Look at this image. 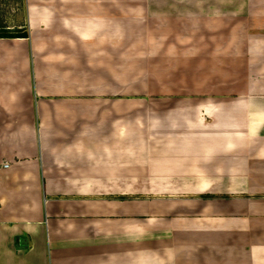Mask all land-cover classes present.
<instances>
[{
	"label": "crops",
	"instance_id": "crops-1",
	"mask_svg": "<svg viewBox=\"0 0 264 264\" xmlns=\"http://www.w3.org/2000/svg\"><path fill=\"white\" fill-rule=\"evenodd\" d=\"M28 1L0 37V264H264V0L208 35L191 0L146 57L138 8Z\"/></svg>",
	"mask_w": 264,
	"mask_h": 264
},
{
	"label": "rangeland",
	"instance_id": "rangeland-1",
	"mask_svg": "<svg viewBox=\"0 0 264 264\" xmlns=\"http://www.w3.org/2000/svg\"><path fill=\"white\" fill-rule=\"evenodd\" d=\"M170 1L172 2V7L170 8L169 13L172 14V16L173 15L174 16L172 18L170 17L167 19L162 18L160 16L158 18L154 17L153 21L154 23H158V28H156V30H154L153 33H151L150 29H148V27L151 25V22L149 19H150V13L153 7V6L152 7L150 6L151 5L150 0H106V4H114L115 7L120 6L128 10H134V8L135 9L138 8L137 14L140 13V15L143 17L142 18L143 28L138 29L136 28V26L131 27L133 24L132 23L128 24V22H126L128 24L126 28H128L131 31L130 32L129 30H127L126 35L128 37H126V39H130L129 38L130 35H134V34L136 35V37L142 38L141 44H142V47L144 48V54H141V55L146 57V56H150L152 53V52L148 53L150 47H153L154 52H158L157 51L158 47H160L161 49V39H164L165 41L166 39H168L167 41L169 42V44L174 46L173 49H177V47L178 48L180 47V50H182L181 45H185V43L182 42L179 44L177 43L174 44V41L177 40L178 37H181L180 38L181 41H188V38H191L190 36L193 35V33L191 34L189 32L190 29H183L181 27H178V24H180V22L186 19L185 17L183 18V17H178V16H180L181 14L183 15L187 14V7L185 5L187 3H190L191 0H170ZM170 1L161 0V2L168 3V4L171 3ZM234 1L236 0H199L197 1L198 3H200V5H203V6L205 5L207 7V10L200 12L201 14L204 15V17H202L204 19L201 18V20L206 23V25L205 23L203 24L205 27L208 28L206 32L207 35L211 31H215V30H219V31L222 30L224 32V30L226 29L224 27L225 22L228 23L229 22L228 20L230 19L229 18L230 15L234 13L232 12V8H234V4L232 3ZM28 2H29L28 0H0V33L4 31H14V32L19 31L18 27L24 26V18L26 17V14H27ZM154 12H159L157 15H160V13H162V11H154ZM130 13L131 11H127L124 14L128 15ZM26 20L27 19L25 18V23H27ZM7 28H10L12 30H6ZM113 30H115L114 37L122 38V30H126V29H123L122 27L117 26V28H113ZM216 33L214 32L211 34H216ZM19 52H21L20 55L23 56V52L27 53V50L26 48L24 49L22 45ZM16 61L18 62V64L21 63V60H18V57L16 58ZM32 260L33 258L24 259L25 262H30Z\"/></svg>",
	"mask_w": 264,
	"mask_h": 264
},
{
	"label": "trees",
	"instance_id": "trees-1",
	"mask_svg": "<svg viewBox=\"0 0 264 264\" xmlns=\"http://www.w3.org/2000/svg\"><path fill=\"white\" fill-rule=\"evenodd\" d=\"M27 35L23 33H9L7 31L1 32L0 37H26Z\"/></svg>",
	"mask_w": 264,
	"mask_h": 264
}]
</instances>
